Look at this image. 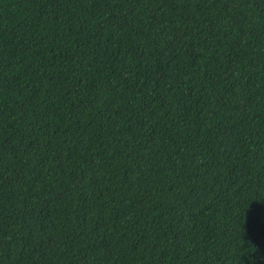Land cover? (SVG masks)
I'll return each instance as SVG.
<instances>
[{"label":"trees","instance_id":"trees-1","mask_svg":"<svg viewBox=\"0 0 264 264\" xmlns=\"http://www.w3.org/2000/svg\"><path fill=\"white\" fill-rule=\"evenodd\" d=\"M0 264H264V0H0Z\"/></svg>","mask_w":264,"mask_h":264}]
</instances>
